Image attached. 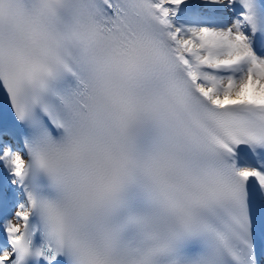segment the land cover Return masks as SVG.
<instances>
[{"label":"snow or ice","instance_id":"obj_1","mask_svg":"<svg viewBox=\"0 0 264 264\" xmlns=\"http://www.w3.org/2000/svg\"><path fill=\"white\" fill-rule=\"evenodd\" d=\"M0 264H264V0H0Z\"/></svg>","mask_w":264,"mask_h":264}]
</instances>
